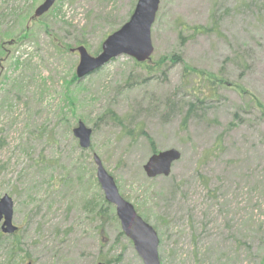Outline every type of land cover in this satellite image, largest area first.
<instances>
[{
  "label": "rangeland",
  "instance_id": "1",
  "mask_svg": "<svg viewBox=\"0 0 264 264\" xmlns=\"http://www.w3.org/2000/svg\"><path fill=\"white\" fill-rule=\"evenodd\" d=\"M44 1L0 0V200L19 228L0 264H144L95 156L157 232L161 264H264V0H161L152 59L82 80L77 49L98 56L138 0H58L36 19ZM195 95L207 102L184 125ZM150 140L181 153L169 177H147Z\"/></svg>",
  "mask_w": 264,
  "mask_h": 264
},
{
  "label": "water",
  "instance_id": "2",
  "mask_svg": "<svg viewBox=\"0 0 264 264\" xmlns=\"http://www.w3.org/2000/svg\"><path fill=\"white\" fill-rule=\"evenodd\" d=\"M57 1L45 0L35 11V18L38 19L46 15ZM160 4L161 0H138L130 21L103 43L98 56L93 57L85 47H79L77 52L80 64L76 73L77 78L82 80L93 75L120 57L126 56L141 64L151 60L154 54L151 34ZM73 134L79 141L81 149H90L93 134L91 129L83 123H79ZM181 158V153L174 149L154 154L144 166V171L149 179L169 177L174 164ZM94 162L97 166V181L107 203L115 207L116 216L124 235L133 243L144 264H161L160 240L157 232L142 219L135 207L122 197L115 179L104 168L98 156L94 157ZM14 206V201L9 196L1 198L0 228L4 235L13 236L19 231V228L14 225Z\"/></svg>",
  "mask_w": 264,
  "mask_h": 264
},
{
  "label": "trees",
  "instance_id": "3",
  "mask_svg": "<svg viewBox=\"0 0 264 264\" xmlns=\"http://www.w3.org/2000/svg\"><path fill=\"white\" fill-rule=\"evenodd\" d=\"M179 27H180V30L183 32V31L185 30V28H187L188 26H185V27H184V24H182V25H180ZM188 28H189V30H192L194 34H200V33H202V32L204 33V32H208V31H209V29H207V28H200V29H198V28H194V27H188ZM186 30H187V29H186ZM211 30H212V28H211ZM182 32H181V35H180V46H181V47H183V44H184V41H182V39H183ZM79 45L82 46L83 43H79ZM2 55H3V51L1 50V52H0V57H1ZM165 61H166V59H162V60L160 61V63H158L156 66H157V67H161L162 64H163ZM174 61H175L174 63H177V62H181V63H183V61H182L181 58H176V59H174ZM139 64H141V63H139ZM146 69H148V68H146ZM77 79H78V78L75 77V80H77ZM215 82H217V81H216V78H215V77H212V80H210V83H215ZM212 86H213V84H212ZM210 90H211V91H210ZM215 91H216V88L213 89V90H212L211 88L209 89V93L211 92V96L208 95L209 98L212 99L213 97L216 96V95H215ZM194 99H195V100H189V101H187V102L185 103V107L187 106V109H188V110H186V115H185V117H184V125H187V121H188L191 117H193L196 113H198V110H199V109H203L204 104L207 102L206 99H203V98L201 99V97H199V96H197V95L194 96ZM150 144H151V148H152L153 154H157L158 151H157V149L155 148L154 142H153L152 140H150ZM9 238H10L9 236H6V235H4L3 233L0 232V247H1V242L5 241V240H8ZM11 239L14 240V243H13V249H12V254H13V253H15L16 248H17V244H18V243H15V241L18 240V235H17V233H16V235H13V236L11 237ZM19 246H21V243H20ZM110 262H111V261H107V262H105L104 264H110Z\"/></svg>",
  "mask_w": 264,
  "mask_h": 264
}]
</instances>
